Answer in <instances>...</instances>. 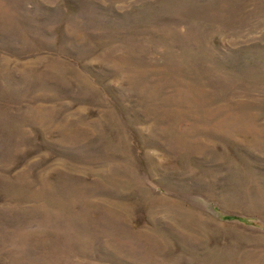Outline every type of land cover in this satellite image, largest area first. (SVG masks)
<instances>
[{
    "label": "rangeland",
    "instance_id": "1",
    "mask_svg": "<svg viewBox=\"0 0 264 264\" xmlns=\"http://www.w3.org/2000/svg\"><path fill=\"white\" fill-rule=\"evenodd\" d=\"M0 264H264V0H0Z\"/></svg>",
    "mask_w": 264,
    "mask_h": 264
}]
</instances>
